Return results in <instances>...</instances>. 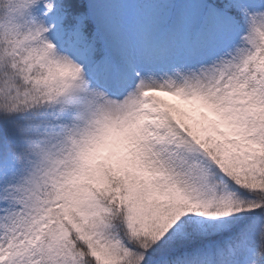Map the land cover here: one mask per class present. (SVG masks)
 Instances as JSON below:
<instances>
[{"label":"snow or ice","instance_id":"6c2138e0","mask_svg":"<svg viewBox=\"0 0 264 264\" xmlns=\"http://www.w3.org/2000/svg\"><path fill=\"white\" fill-rule=\"evenodd\" d=\"M0 264H264V0H0Z\"/></svg>","mask_w":264,"mask_h":264},{"label":"rangeland","instance_id":"374dc122","mask_svg":"<svg viewBox=\"0 0 264 264\" xmlns=\"http://www.w3.org/2000/svg\"><path fill=\"white\" fill-rule=\"evenodd\" d=\"M165 99H170V98H168V97H164Z\"/></svg>","mask_w":264,"mask_h":264}]
</instances>
